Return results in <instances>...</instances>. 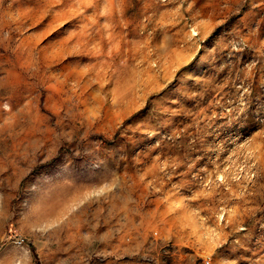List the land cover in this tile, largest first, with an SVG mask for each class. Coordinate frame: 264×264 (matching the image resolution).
Returning a JSON list of instances; mask_svg holds the SVG:
<instances>
[{
	"label": "rangeland",
	"instance_id": "obj_1",
	"mask_svg": "<svg viewBox=\"0 0 264 264\" xmlns=\"http://www.w3.org/2000/svg\"><path fill=\"white\" fill-rule=\"evenodd\" d=\"M8 250L264 264V0H0Z\"/></svg>",
	"mask_w": 264,
	"mask_h": 264
},
{
	"label": "crops",
	"instance_id": "obj_2",
	"mask_svg": "<svg viewBox=\"0 0 264 264\" xmlns=\"http://www.w3.org/2000/svg\"><path fill=\"white\" fill-rule=\"evenodd\" d=\"M0 264H20V260L15 257V251H6L0 253Z\"/></svg>",
	"mask_w": 264,
	"mask_h": 264
},
{
	"label": "built area",
	"instance_id": "obj_3",
	"mask_svg": "<svg viewBox=\"0 0 264 264\" xmlns=\"http://www.w3.org/2000/svg\"><path fill=\"white\" fill-rule=\"evenodd\" d=\"M206 263H209V261H206Z\"/></svg>",
	"mask_w": 264,
	"mask_h": 264
}]
</instances>
